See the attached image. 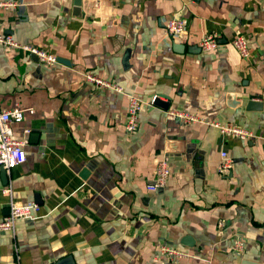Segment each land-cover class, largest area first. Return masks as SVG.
Instances as JSON below:
<instances>
[{"label":"crops","instance_id":"crops-1","mask_svg":"<svg viewBox=\"0 0 264 264\" xmlns=\"http://www.w3.org/2000/svg\"><path fill=\"white\" fill-rule=\"evenodd\" d=\"M17 1L0 8V33L66 62L0 44V108L33 109L11 122L27 138L25 161L7 178L0 167V220L10 199L40 206L0 231V264H264V0ZM170 17L186 24L175 36L164 32ZM209 33L218 46L202 51ZM84 72L124 91L94 89ZM126 93L143 101L132 134ZM221 151L233 159L225 175ZM161 158L166 184L150 190Z\"/></svg>","mask_w":264,"mask_h":264},{"label":"built area","instance_id":"built-area-1","mask_svg":"<svg viewBox=\"0 0 264 264\" xmlns=\"http://www.w3.org/2000/svg\"><path fill=\"white\" fill-rule=\"evenodd\" d=\"M18 4L19 2L17 0H0V8H13ZM163 28L167 36H175L186 28V24L181 17H170L164 21ZM0 44L8 48H19L28 51L36 55L41 62L46 64H53L58 61L56 55L51 52L37 45L20 43L8 33H0ZM232 45L241 57L249 56V43L244 35L236 34L232 40ZM198 46L202 51L216 49L218 46V39L214 33L206 34L200 39ZM84 77L87 82L91 83L96 89L110 88L118 92H123L122 86L111 79L100 77L91 72L84 73ZM126 96L127 113L124 128L127 133L132 134L138 127L139 112L142 109L143 101L134 93H126ZM27 110L29 112L33 111L32 109ZM24 111L25 109L18 107H13L11 109L0 108V167H3L6 171H10L15 165L25 161L24 146L27 143V139L25 136H14L11 128L12 121H21L23 119ZM170 113L183 123L203 122V119L197 113L185 110H171ZM214 125L221 133L232 134L243 141L252 136L251 131L248 129L232 123H214ZM25 132L27 133L28 129H26ZM220 157V161L217 165V172L219 175H225L232 169L233 159L227 155L225 151L220 152ZM169 172L170 165L168 160L166 158L159 159L156 163L154 179L147 185V188L150 190L163 188L166 184ZM3 192L10 194V188H4ZM39 208V204L35 201L21 202L10 199L9 211L7 215L0 220V231H13L17 219L34 218ZM223 224V221L218 223L219 226ZM239 245H241V242L237 241L236 246L239 247ZM160 250L167 255H174L176 253V251L164 244L160 245ZM177 253L180 254L178 251Z\"/></svg>","mask_w":264,"mask_h":264},{"label":"water","instance_id":"water-1","mask_svg":"<svg viewBox=\"0 0 264 264\" xmlns=\"http://www.w3.org/2000/svg\"><path fill=\"white\" fill-rule=\"evenodd\" d=\"M77 2L76 3H79L78 2V0H76ZM58 59V61H63V59H61V58H57ZM64 63L66 62V61H63ZM230 97H233L232 96V94H231V96ZM251 98H253V97H251ZM160 99H159V96L157 95V96H155L154 97V99H153V102L154 103H157L158 101H159ZM257 104L258 105H260V103H256L255 101H253V100H249L248 101V107L251 109V108H257V107H255V106H257ZM1 173L6 177V173H7V171L3 168V167H1ZM7 178V177H6ZM186 240H187V242H185V243H187V244H190L189 243V241H190V239L189 238H186Z\"/></svg>","mask_w":264,"mask_h":264},{"label":"rangeland","instance_id":"rangeland-1","mask_svg":"<svg viewBox=\"0 0 264 264\" xmlns=\"http://www.w3.org/2000/svg\"><path fill=\"white\" fill-rule=\"evenodd\" d=\"M45 50V49H44ZM24 51V50H23ZM28 52V51H27ZM30 53V52H29ZM53 54V53H52ZM55 55V54H54ZM37 59H38V57H37ZM38 61L39 62H41L39 59H38ZM41 63H44V62H41ZM46 64V63H45ZM51 65V64H50ZM84 73H86V72H84ZM84 73H83V76H84ZM105 78V77H104ZM84 79H85V77H84ZM85 81H87L86 79H85ZM89 83V82H88ZM89 84H91V83H89ZM92 85V84H91ZM93 87V86H92ZM94 88V87H93ZM123 88V87H122ZM94 89H96V88H94ZM106 89H110V88H106ZM97 90H105V89H97ZM124 91V90H123ZM118 92V91H117ZM18 108H21V107H18ZM22 109H31V108H22ZM33 110V109H32ZM125 129V128H124ZM137 130V129H136ZM125 132H126V130H125ZM135 132V131H134ZM133 132V133H134ZM127 133V132H126ZM27 139V138H26ZM25 147V146H24ZM24 150H25V148H24ZM9 188H10V193H11V187L10 186H8ZM6 188V187H5Z\"/></svg>","mask_w":264,"mask_h":264}]
</instances>
